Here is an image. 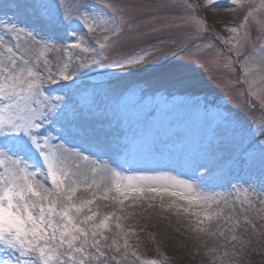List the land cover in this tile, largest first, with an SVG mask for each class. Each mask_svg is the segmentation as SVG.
<instances>
[{
  "label": "rangeland",
  "instance_id": "rangeland-1",
  "mask_svg": "<svg viewBox=\"0 0 264 264\" xmlns=\"http://www.w3.org/2000/svg\"><path fill=\"white\" fill-rule=\"evenodd\" d=\"M10 1L24 6L15 15L0 10V42L19 45L20 51L31 49L35 55L43 50L46 67L52 70L49 80L41 58L45 79L40 107L50 115L40 137H49L56 147L46 128L60 130L58 122L68 127L65 118L74 114L91 131L105 132L123 153L117 167L102 164V168L124 175L167 174L190 182L194 195L211 198L208 205L201 201L192 206L168 194L145 193L123 204L98 199L99 208H93L100 219L114 213L112 230L105 229L107 239H101L109 264H264V213L257 211L264 200V145L259 143L264 141V104L251 94L257 91L264 96L260 92L264 89L261 0H244L243 6L216 0L208 13L202 7L204 0ZM186 3L200 5L193 14L206 17L198 34L186 25H161L184 16L187 10L175 6ZM249 7L252 12L245 22ZM121 12L131 19L132 27L113 40L103 28L105 21L114 14L119 18ZM241 24L248 40L236 49L227 42L235 35L228 29ZM1 33L8 34L9 41ZM74 43L80 46L71 47ZM141 57V63H127ZM61 73L70 78L63 79ZM145 122L146 132L171 125L174 134L172 138L143 135ZM59 133L63 137L64 131ZM162 139L173 142L175 159L165 162L151 156L156 165L148 166L139 152L151 146L155 154L163 155ZM200 158L211 162L214 172L199 173L195 161ZM32 161L35 168L43 167L42 161ZM78 195L91 198L86 192ZM245 200L251 201V208ZM205 208L222 210V215L198 226L203 219L198 212ZM229 216L231 221L226 219ZM113 239L120 245L119 253L107 247ZM125 239L128 252L123 248ZM11 251L0 246V255L14 261Z\"/></svg>",
  "mask_w": 264,
  "mask_h": 264
},
{
  "label": "snow or ice",
  "instance_id": "snow-or-ice-1",
  "mask_svg": "<svg viewBox=\"0 0 264 264\" xmlns=\"http://www.w3.org/2000/svg\"><path fill=\"white\" fill-rule=\"evenodd\" d=\"M215 2L216 0H204V12L208 13ZM233 3L243 6L244 0H233ZM261 6L264 7V0H261ZM175 7H184L186 14L162 21L161 25H186L198 34L201 26L207 22L206 17L193 14L201 6L186 3ZM34 10L39 12L36 6ZM251 12L252 8L249 7L244 16L245 22ZM259 23L264 30V21ZM127 27H132V21L126 13L121 12L119 18L114 14L105 21L103 31L109 32L112 39L117 40ZM243 28L244 24H241L228 29L235 35L227 42L236 49L243 47L248 40V33L243 32ZM89 31L94 29L89 26ZM32 35L31 32L28 33V36ZM79 46L78 43L71 45L73 48ZM40 47L42 49L46 46ZM237 55H240L239 51ZM41 58L44 70L48 73L47 79L51 80L52 70L46 67L48 59L43 50L35 55L31 49L20 51L19 45L0 46V246L6 252L12 250L18 253L14 261L9 257L2 264H109V257L103 250L105 245L101 244V239H107L104 236L105 229L112 230L109 223L114 213L100 219L101 214L93 208V205L99 208L96 204L98 199H111L123 204L125 200H135L145 193H153L178 197L187 201L189 206L201 201L205 205L211 202L209 197L194 195L190 182L167 174L124 175L115 169L85 168L79 162L81 157L74 156L63 148L54 147L47 136L40 137L39 130L43 129L44 122L50 115L48 110L40 107L45 79L41 70ZM143 59H129L127 63H141ZM113 66L126 67L125 64ZM261 71L264 72V60L261 62ZM61 75L65 80L70 78L62 73ZM260 92L264 93V89ZM251 94L261 99L264 104V96L257 91ZM261 135H264V131ZM259 143L264 145V141ZM261 152L264 153V147ZM33 159L42 161L43 167L30 170L34 166L29 161ZM82 159L87 160L88 157ZM39 176H43V179H39ZM172 188L177 190L171 191ZM81 192H86L91 198L78 195ZM112 193L115 195H111ZM244 202L252 207L251 201ZM260 204L261 208L257 211L264 213V200ZM183 210L188 212L189 207H184ZM220 215L222 210L217 213L205 208L198 212V216L203 217L198 220V226L204 220L211 221ZM226 219L231 221L232 218L229 216ZM244 219L248 221V217L245 216ZM116 228L121 229L118 222ZM200 230L204 231L203 228ZM107 247H114L117 253L120 252L116 239ZM123 248L125 252L129 251L127 239L124 240ZM132 255L137 260L140 259L134 251ZM111 260H116V256H112ZM147 264L156 262L149 261Z\"/></svg>",
  "mask_w": 264,
  "mask_h": 264
},
{
  "label": "bare ground",
  "instance_id": "bare-ground-1",
  "mask_svg": "<svg viewBox=\"0 0 264 264\" xmlns=\"http://www.w3.org/2000/svg\"><path fill=\"white\" fill-rule=\"evenodd\" d=\"M23 6L24 5H20V4L15 5L10 0H2V2H0V10L6 11L7 13H9L8 10H10V13L12 12V15H15V13L19 11L20 7ZM26 20L28 21L30 19H26ZM1 35L9 41V37H7L8 34L1 33ZM98 123H103V122H98ZM146 123L147 122H145L142 126L141 133L143 135L149 133L146 132L147 130V126L145 125ZM55 124L56 123L54 122V125ZM65 125H67L68 127L61 126L60 122H58V126L61 128L60 130H58L57 128H55L54 130H52L51 128H46V131L48 132V134H50V136L53 139H56L55 141L56 147L63 148L67 152L72 153L74 156L81 157L79 162L85 168H90V167L102 168V164H108L109 166L117 167L116 164L120 163L119 155H122L123 153L120 152L121 151L120 149L115 148L112 145L114 143L113 140L111 138L107 139L108 136H106L105 132L100 130L91 131L90 127L85 125L83 122L78 121L74 117V114L72 115L69 114L65 118ZM98 126H101V124H98ZM61 131H64L63 137H60V133L58 134V132ZM149 134L151 136L152 135L155 136V138L159 136L172 138L174 132L172 126L167 125L166 127H161L160 130H152V133ZM149 134H148V138H149ZM63 138H65V140L62 141ZM166 139L170 140L169 138ZM149 141L150 140L148 139L147 143H149ZM161 141L162 144L160 149L164 153L163 155L155 154L154 152L155 150H153L151 146H148L146 150H141L142 152H139V155L145 156L144 159L147 160L146 163L148 166L149 165L152 166V164L156 165L153 161L149 160L151 156L153 157L158 156L165 158V162L167 160L175 159V156L172 153V150L175 148L173 142L172 141L168 142L164 139H162ZM85 156L88 157L87 160L82 159V157ZM210 163L211 162H209L207 159H201V158L197 159L195 161L196 170H198L199 173H203V174H205L206 172L212 173L214 172V167ZM29 164L33 165V163H29ZM163 168L169 169L167 166L165 167L163 166ZM30 170H35V166L33 168H30ZM40 177L41 176H39L38 178L40 179ZM9 254L10 256L13 257H16V255H18L17 253L12 251L9 252ZM4 260H8V259H6L3 255H0V264H2Z\"/></svg>",
  "mask_w": 264,
  "mask_h": 264
}]
</instances>
